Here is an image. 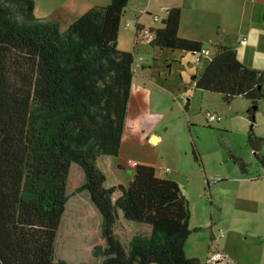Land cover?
<instances>
[{
    "label": "trees",
    "instance_id": "1",
    "mask_svg": "<svg viewBox=\"0 0 264 264\" xmlns=\"http://www.w3.org/2000/svg\"><path fill=\"white\" fill-rule=\"evenodd\" d=\"M128 5L111 0L62 29L35 16L34 0H0V264H69L56 259L55 243L73 164L83 173L78 191L101 216L104 245L92 251L100 264H238L187 257L189 204L153 166L129 160L130 180L107 185L99 161L120 155L133 87L134 53L117 47ZM180 21L181 9H168L149 45L195 58L203 45L179 37ZM192 82L227 103L249 101L251 122L264 101V70L241 62L234 47L218 45ZM248 144L259 154L264 140L250 132ZM193 155L201 162L195 146ZM120 214L146 231L124 243L115 233Z\"/></svg>",
    "mask_w": 264,
    "mask_h": 264
},
{
    "label": "rangeland",
    "instance_id": "2",
    "mask_svg": "<svg viewBox=\"0 0 264 264\" xmlns=\"http://www.w3.org/2000/svg\"><path fill=\"white\" fill-rule=\"evenodd\" d=\"M232 2L233 22L236 23L244 0ZM253 2L262 5L264 0ZM132 29L134 31V25ZM231 30V38L236 39V27ZM117 47L120 50L122 43L117 41ZM141 55L153 64L147 46ZM175 55L177 62L166 63L163 59L154 63V67L165 70L169 74L168 84L181 89L187 96L180 98L177 90V98L158 97L153 107L160 116L151 118L149 124L152 131L162 137L156 145L157 175L178 183L189 204L192 233L185 245L186 255L206 263L214 251H219L223 262L264 264V144L259 154L248 144L250 132L264 140V101H259L255 121L251 122L248 110L252 104L246 99L238 97L227 103L217 93L194 88L192 76L203 72L213 56L202 58L197 65L188 53L176 52ZM168 64L172 65L171 72ZM262 67L264 70V64ZM161 78L164 82L163 73ZM187 102L190 103L188 111L185 109ZM208 111L218 114L219 121L208 123L205 117ZM193 146L201 162L194 159ZM233 157L248 165V175L242 173ZM101 164L106 170L108 187L116 186L114 179L121 175L115 174L114 167ZM217 179L220 181L214 183ZM82 182L83 173L73 164L55 257L69 264H100L102 258L94 257L92 251L95 246L104 245L101 216L88 194L78 191ZM145 231L144 227L125 221L121 214L115 227V233L124 243L135 233Z\"/></svg>",
    "mask_w": 264,
    "mask_h": 264
},
{
    "label": "crops",
    "instance_id": "3",
    "mask_svg": "<svg viewBox=\"0 0 264 264\" xmlns=\"http://www.w3.org/2000/svg\"><path fill=\"white\" fill-rule=\"evenodd\" d=\"M34 1L37 18L56 22L62 29H65L88 10L104 7L111 0ZM263 4L257 5L253 0H244L240 17L235 23L233 22L232 0H129L122 23L123 29L118 35V43H122L120 50L133 52L135 58L129 112L119 157H105L99 161V166L102 167L105 174L106 170L101 163H106L108 167H114L115 174L121 175L115 177L116 185H125L130 180L133 170L127 166L129 160L137 164L153 166L157 175L158 152L156 145L161 142L162 137L152 131L149 124L151 118L160 116L159 113H156L153 104L158 97L162 98L164 95L168 98H177L175 95L177 90L180 98L187 96L181 89L168 84L169 74L165 70H155L154 67V63L163 59L166 63L177 62L176 52L171 53L166 49L151 47L142 35H137V26H140L142 30L150 31L162 28L167 10L178 7L181 9L179 37L200 42L204 48L209 50V57H214L218 45L234 47L241 62L261 69L264 64ZM127 23L129 26H126ZM132 25H134V31ZM235 27L237 37L232 39L230 32H232L231 28ZM244 39H246L245 44L242 43ZM146 46L150 51L153 64H150L141 55L146 52ZM214 47L216 51L213 50ZM167 68L171 72L172 65L168 64ZM162 73L164 82L161 78ZM156 74L158 75L155 79ZM193 86L195 88L194 83ZM262 171L264 172V169ZM157 177L167 179L163 176L157 175Z\"/></svg>",
    "mask_w": 264,
    "mask_h": 264
},
{
    "label": "built area",
    "instance_id": "4",
    "mask_svg": "<svg viewBox=\"0 0 264 264\" xmlns=\"http://www.w3.org/2000/svg\"><path fill=\"white\" fill-rule=\"evenodd\" d=\"M126 26H129V24L127 23ZM139 35H142L143 36V39L147 42V43H150L153 39H154V34L150 31V30H142V32L139 34ZM243 44L246 43V39H244L242 41ZM209 55V50L207 48H202L201 52L198 53L195 57V62L196 64H200L202 58L204 57H208ZM205 117L208 121V123H211V122H218L219 121V116L218 114L216 113H212L210 111L206 112L205 113ZM217 181H220L219 179L217 180H214V183L217 182ZM223 258V255L219 252V251H214L210 257V260L211 262H218V261H221Z\"/></svg>",
    "mask_w": 264,
    "mask_h": 264
}]
</instances>
